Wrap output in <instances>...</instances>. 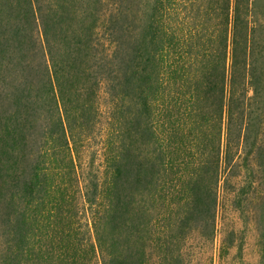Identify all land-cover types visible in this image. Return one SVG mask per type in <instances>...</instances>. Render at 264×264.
I'll list each match as a JSON object with an SVG mask.
<instances>
[{
    "label": "trees",
    "instance_id": "16d2710c",
    "mask_svg": "<svg viewBox=\"0 0 264 264\" xmlns=\"http://www.w3.org/2000/svg\"><path fill=\"white\" fill-rule=\"evenodd\" d=\"M262 10L260 0H0V264L40 256L33 210L65 170L99 264H149L155 245L161 264H181L191 224L213 233L220 190L240 213L255 205L264 264ZM101 91L106 146L116 145L102 190L76 161ZM74 238L60 264L85 260Z\"/></svg>",
    "mask_w": 264,
    "mask_h": 264
},
{
    "label": "rangeland",
    "instance_id": "374dc122",
    "mask_svg": "<svg viewBox=\"0 0 264 264\" xmlns=\"http://www.w3.org/2000/svg\"><path fill=\"white\" fill-rule=\"evenodd\" d=\"M260 5L264 8V0H260ZM104 99L103 91L99 92L98 123L89 137L78 147L76 155L77 176L80 169L91 166L100 180L101 190L106 179L104 155L116 148L114 144L111 148L106 146L107 110L104 108ZM67 172L65 170L62 178H59L54 171L56 177H52V181L55 185L60 184V189H55L45 202L33 210L34 224L29 226V232L33 237L31 241L35 249L39 251L42 249V253L29 262H22L23 264H60L58 257H63L65 247L69 248L67 243L69 240L72 239L74 243L77 241L74 237L79 238L82 255L85 256V260L80 264H99L96 250L94 254L92 251L93 246L96 249L94 227L89 214L84 212L80 187L77 182H73L75 175H68ZM233 181L236 184L240 180L237 178ZM243 211L240 213L232 205L230 192L220 190L214 215L213 233L206 231L200 224H191L185 242L181 243V264H259L262 248L256 207L254 204L247 203ZM160 226L156 231H152V239L155 243ZM1 235L0 231V253H5L6 250L2 248L5 241ZM69 235L72 238H68ZM157 250L156 245L153 246L149 264H161ZM44 255H46L44 260L39 261L38 259Z\"/></svg>",
    "mask_w": 264,
    "mask_h": 264
}]
</instances>
